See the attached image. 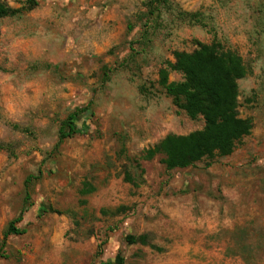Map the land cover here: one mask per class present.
Listing matches in <instances>:
<instances>
[{
	"label": "rangeland",
	"instance_id": "374dc122",
	"mask_svg": "<svg viewBox=\"0 0 264 264\" xmlns=\"http://www.w3.org/2000/svg\"><path fill=\"white\" fill-rule=\"evenodd\" d=\"M2 1L22 13L0 20V142L10 150L0 151V264H98L118 254L145 264L162 252L126 237L137 221L161 215V200L180 201L198 218L211 208L260 217L264 0H170L154 16L150 0ZM211 44L236 52L248 70L238 112L252 133L230 157L169 171L163 154L148 152L167 137L203 131L205 120L174 105L162 73L168 83L184 81L169 68L175 53ZM80 109H88L80 113L87 131L57 148L63 122ZM22 213L25 234L3 246ZM263 223L248 220L232 250L224 236H201L203 251L185 252L184 264H264Z\"/></svg>",
	"mask_w": 264,
	"mask_h": 264
},
{
	"label": "trees",
	"instance_id": "16d2710c",
	"mask_svg": "<svg viewBox=\"0 0 264 264\" xmlns=\"http://www.w3.org/2000/svg\"><path fill=\"white\" fill-rule=\"evenodd\" d=\"M170 0H150L151 16L167 6ZM22 10H14L0 0V20L15 17ZM148 32H146L147 34ZM176 62L169 64L171 71L183 74L184 81L168 83L167 73H162V84L166 93L173 99L174 105L184 111L191 119L202 117L205 129L186 137L170 136L156 148L148 152V159L157 154L165 156L164 163L169 171L183 170L195 166L204 159L230 157L236 145L252 133L253 124L250 120L242 119L238 112V81L248 75L242 58L233 51L223 50L218 44L202 45L192 53H175ZM88 109H80L68 116L59 131L57 148L75 135L84 134L86 127L81 128L80 113ZM0 151L10 152L8 146L0 142ZM42 173L36 178L39 180ZM25 188L29 198V185ZM23 219V213L11 221L4 235L3 246L7 239L21 236L25 231L18 228ZM129 245H149V237L142 235L126 237ZM0 258H4L0 253ZM108 264H126L125 259L118 254L113 262Z\"/></svg>",
	"mask_w": 264,
	"mask_h": 264
},
{
	"label": "crops",
	"instance_id": "0c3cea01",
	"mask_svg": "<svg viewBox=\"0 0 264 264\" xmlns=\"http://www.w3.org/2000/svg\"><path fill=\"white\" fill-rule=\"evenodd\" d=\"M200 202L203 203L205 201L200 200ZM160 210L162 213L159 217L150 218L143 222L139 220L135 227L130 226L132 236L140 237L147 235L152 238V242H150L149 238V245L143 246L141 244H135L131 246L145 247L155 253L156 250L162 252L161 254L156 253L155 255L149 254L146 257L148 261L145 264H184V261H188L191 255L194 257L196 256V252L203 251L201 236L203 239L207 236H212L214 240L224 236L227 243L230 244L228 249L232 250L235 248L238 233L246 235L244 229L250 228L248 220L254 218H258L259 220L264 219V212L257 214L260 217H251L249 213L245 215L240 213L236 216L226 214L222 217L219 210H213L212 208L209 210L206 209L207 211L202 210L201 217L198 218L195 217V212L187 211L184 205L176 200H161ZM220 216L225 218V222L222 224H215L214 222V226L211 228L208 220H216ZM194 219L197 220V223L193 221ZM258 222L253 225L256 229L259 224ZM263 224L261 226H264ZM219 225L224 227V233L222 232L223 230L217 228ZM185 252H192L189 258L186 257ZM191 261L193 263L196 262L194 258ZM258 261L262 262L263 260L260 259Z\"/></svg>",
	"mask_w": 264,
	"mask_h": 264
},
{
	"label": "built area",
	"instance_id": "2783aa9c",
	"mask_svg": "<svg viewBox=\"0 0 264 264\" xmlns=\"http://www.w3.org/2000/svg\"><path fill=\"white\" fill-rule=\"evenodd\" d=\"M98 264H108V263H102V262H101V263H98Z\"/></svg>",
	"mask_w": 264,
	"mask_h": 264
}]
</instances>
